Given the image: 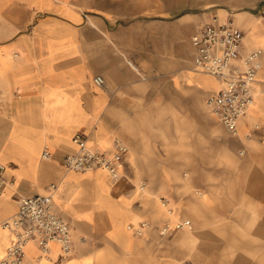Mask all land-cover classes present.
<instances>
[{"label": "crops", "instance_id": "obj_1", "mask_svg": "<svg viewBox=\"0 0 264 264\" xmlns=\"http://www.w3.org/2000/svg\"><path fill=\"white\" fill-rule=\"evenodd\" d=\"M241 1L233 13L168 18L177 6L146 12L128 0H0V162L7 183L0 222L17 213L23 197L58 184L55 212L75 235L73 254L53 244L41 264H264V0ZM229 20L245 34L243 53L263 50L255 104L237 134L208 106L220 82L193 65L199 27ZM77 133L102 151L112 153L116 140L128 147L118 182L103 169L61 167L77 151ZM45 148L51 161L41 157ZM181 160L202 162L192 173L201 177V197L179 179ZM143 221H188L192 228L169 237L128 229ZM14 241L0 227V261ZM27 256L30 264L39 256L32 243Z\"/></svg>", "mask_w": 264, "mask_h": 264}, {"label": "built area", "instance_id": "obj_2", "mask_svg": "<svg viewBox=\"0 0 264 264\" xmlns=\"http://www.w3.org/2000/svg\"><path fill=\"white\" fill-rule=\"evenodd\" d=\"M245 34L235 28L233 21L227 23L203 24L192 37L196 50L193 65L196 72L214 77L220 82L219 91L210 96L208 106L214 116L222 123L228 133L237 134L239 121L248 115L255 99L257 75L261 69L263 50L250 49L243 53ZM104 78L98 76L95 83L104 84ZM77 151L67 154L61 161V167L67 172H89L96 169L106 170L114 182L120 180V169L124 165L123 156L128 147L116 140L112 153L93 148L88 137L77 133L73 137ZM45 161H51L53 154L45 148L41 154ZM5 166L0 162V197L7 185L4 178ZM145 184L139 188L144 189ZM59 190L58 184H52L42 195L23 197L17 213L0 222V227L12 231L14 243L7 249L0 264H30L27 245L32 243L39 250V256L33 264H41L49 259L53 244H59L65 254L75 252V235L71 226L55 212L54 200ZM163 204H167L164 202ZM171 213V210L168 211ZM188 221L166 222L162 226L143 221L137 226L128 227L136 236L142 237L149 230H158L161 235L175 231L190 230ZM84 243L85 238L79 239ZM185 264V263H181Z\"/></svg>", "mask_w": 264, "mask_h": 264}, {"label": "rangeland", "instance_id": "obj_3", "mask_svg": "<svg viewBox=\"0 0 264 264\" xmlns=\"http://www.w3.org/2000/svg\"><path fill=\"white\" fill-rule=\"evenodd\" d=\"M179 0H177L178 2ZM130 3V8H135L139 10H144L146 12H155L158 8H160L163 5H171L173 4L174 7L172 11H170V14L167 15L168 18H175L178 17L184 13H199L202 11H215L217 9H228L230 13L238 11L240 7L239 0H197L194 4L191 5V3H187L186 5L181 6L179 3L174 4V0H128ZM248 4V0L243 1V5L245 6ZM153 17V16H152ZM255 104V101L253 103V106ZM211 120H213L211 118ZM214 121V120H213ZM201 161H186L181 160L177 161V169L180 171V178L181 181L186 184L189 189L193 190V193L197 198L201 197L200 190H198L195 185H200L201 177L200 176H193L194 169H198L201 167ZM169 162H162V166L167 165ZM192 170V171H191ZM211 182L214 178H205ZM194 183V184H193ZM206 183V182H205ZM193 186L195 189H193ZM164 203V202H163ZM185 231H180V234H184ZM159 233V231L157 230ZM163 236V235H162ZM169 237V235H164L163 237Z\"/></svg>", "mask_w": 264, "mask_h": 264}, {"label": "bare ground", "instance_id": "obj_4", "mask_svg": "<svg viewBox=\"0 0 264 264\" xmlns=\"http://www.w3.org/2000/svg\"><path fill=\"white\" fill-rule=\"evenodd\" d=\"M31 244V243H30ZM45 261V260H44Z\"/></svg>", "mask_w": 264, "mask_h": 264}]
</instances>
